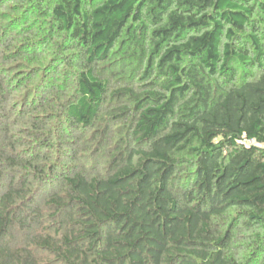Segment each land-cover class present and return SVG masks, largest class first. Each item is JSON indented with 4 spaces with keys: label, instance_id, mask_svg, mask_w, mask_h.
Listing matches in <instances>:
<instances>
[{
    "label": "trees",
    "instance_id": "obj_1",
    "mask_svg": "<svg viewBox=\"0 0 264 264\" xmlns=\"http://www.w3.org/2000/svg\"><path fill=\"white\" fill-rule=\"evenodd\" d=\"M0 264H264V0H0Z\"/></svg>",
    "mask_w": 264,
    "mask_h": 264
},
{
    "label": "rangeland",
    "instance_id": "obj_2",
    "mask_svg": "<svg viewBox=\"0 0 264 264\" xmlns=\"http://www.w3.org/2000/svg\"><path fill=\"white\" fill-rule=\"evenodd\" d=\"M116 140H117V138L115 137L114 142ZM110 150L111 149H102L101 151H95L94 154H93V156L91 158H89L87 161L89 163H93L94 164V162L98 159L97 161H100V162L102 161L103 162V160H104L103 158H105L108 155V153L110 152Z\"/></svg>",
    "mask_w": 264,
    "mask_h": 264
}]
</instances>
